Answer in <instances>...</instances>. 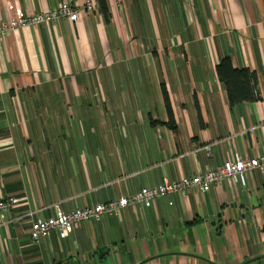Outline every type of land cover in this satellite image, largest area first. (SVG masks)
Returning <instances> with one entry per match:
<instances>
[{
    "label": "crops",
    "instance_id": "crops-1",
    "mask_svg": "<svg viewBox=\"0 0 264 264\" xmlns=\"http://www.w3.org/2000/svg\"><path fill=\"white\" fill-rule=\"evenodd\" d=\"M106 1L108 19L98 0H0V24L77 10L0 34V195L18 199L0 264H264L259 169L32 241V222L58 209L264 153V0ZM225 56L257 75L258 100L230 103Z\"/></svg>",
    "mask_w": 264,
    "mask_h": 264
},
{
    "label": "built area",
    "instance_id": "built-area-1",
    "mask_svg": "<svg viewBox=\"0 0 264 264\" xmlns=\"http://www.w3.org/2000/svg\"><path fill=\"white\" fill-rule=\"evenodd\" d=\"M88 7L93 8L92 3H89ZM62 17L76 20L77 10L68 3H62L54 9L38 12L30 16H25L20 11L16 17L0 24V34L5 35L9 31L25 25H46ZM254 169H259L264 173V153L253 158H242L235 154L216 168L198 172L193 176H183L173 181L164 179L159 185L142 187L130 196L110 199L89 207L75 208L68 213L58 209L54 216L47 218L39 217L33 221L30 236L32 241L36 242L40 237L48 236L52 230H56L59 237L63 239L72 232L77 222L88 219L98 220L103 214L119 215L121 210L126 206L141 204L145 207H150L153 205L154 200L159 197L175 192L185 194L186 191L192 188L206 192L211 185L219 184L226 178L245 184L246 174ZM17 201L18 199L15 197H3L0 195V222L3 221L5 215Z\"/></svg>",
    "mask_w": 264,
    "mask_h": 264
},
{
    "label": "trees",
    "instance_id": "trees-1",
    "mask_svg": "<svg viewBox=\"0 0 264 264\" xmlns=\"http://www.w3.org/2000/svg\"><path fill=\"white\" fill-rule=\"evenodd\" d=\"M100 10L105 18H109V11L106 0H98ZM216 72L221 82L224 83L231 104L241 103L244 101H254L260 98L258 91L257 75L248 68H235L229 56L220 59L216 66ZM164 96L169 112V125L174 127V117L171 105L164 89Z\"/></svg>",
    "mask_w": 264,
    "mask_h": 264
}]
</instances>
